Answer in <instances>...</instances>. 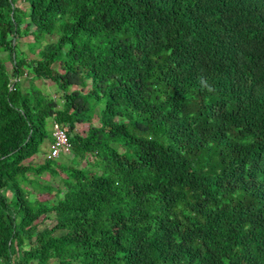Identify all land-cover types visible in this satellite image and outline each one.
<instances>
[{"label": "trees", "instance_id": "obj_1", "mask_svg": "<svg viewBox=\"0 0 264 264\" xmlns=\"http://www.w3.org/2000/svg\"><path fill=\"white\" fill-rule=\"evenodd\" d=\"M49 262L264 264V0H0V264Z\"/></svg>", "mask_w": 264, "mask_h": 264}, {"label": "rangeland", "instance_id": "obj_2", "mask_svg": "<svg viewBox=\"0 0 264 264\" xmlns=\"http://www.w3.org/2000/svg\"><path fill=\"white\" fill-rule=\"evenodd\" d=\"M18 6H20V5H18ZM54 39V37L52 38V37H50V38H48L47 37V40L48 41H50V40H53ZM31 40V38L30 37H24V38H22L21 39V41L19 42V52H21V53H25V54H27V55H30L31 53H30V51L28 50V46H27V42L28 41H30ZM3 55V54H2ZM56 64V63H55ZM24 82L23 81H21V84H23ZM37 83L41 86V88L42 89H44L45 91H47L50 95H52V96H55V85L52 83V82H49V81H47V80H40V81H37ZM24 85V84H23ZM93 123V125L94 126H96L97 124H96V121H93L92 122ZM76 130H77V132L78 133H80V134H84V132H85V130H86V124H82V125H78V126H76ZM45 141H43L42 142V144L44 143ZM41 144V146H40V149H39V151L37 152V155H39V153L42 151V150H44V149H46V145H42ZM72 159H73V157L71 156V155H69V154H67L66 156H62V158L60 159V160H62V161H65L66 162V164H69V162L70 161H72ZM40 160V159H39ZM36 161V162H33V164L35 163V164H39V163H41L42 161H43V158H41V160L40 161ZM63 176V174H60L59 175V177H62ZM42 180H45V181H47V182H49L52 186H59V188H60V190L61 191H63V185L61 184V182L58 180V177H56V178H51L50 176H48L47 174H43V176H42ZM10 195L9 194H7V197H9ZM53 196V193L51 192V193H43V194H41V195H38L37 196V198H39V199H46V198H49V197H52ZM36 196L34 195V194H31V196H30V198L32 199V198H35ZM48 225V226H51L53 223L51 222V221H45L44 222V225ZM42 225H39V227H41ZM49 264H54L53 262H49Z\"/></svg>", "mask_w": 264, "mask_h": 264}, {"label": "built area", "instance_id": "obj_3", "mask_svg": "<svg viewBox=\"0 0 264 264\" xmlns=\"http://www.w3.org/2000/svg\"><path fill=\"white\" fill-rule=\"evenodd\" d=\"M51 141L48 144V149L43 155V158L54 159L61 155H67L70 152V143L65 131L55 122L52 123Z\"/></svg>", "mask_w": 264, "mask_h": 264}, {"label": "crops", "instance_id": "obj_4", "mask_svg": "<svg viewBox=\"0 0 264 264\" xmlns=\"http://www.w3.org/2000/svg\"><path fill=\"white\" fill-rule=\"evenodd\" d=\"M49 142H50V140H45V142L42 144V145H46V149H44V150H42L40 153H39V155H37V153L36 154H34L32 157H31V163H33V162H36V161H38L39 159L41 160V158H43V155L46 153V151H47V149H48V144H49ZM39 160V161H40ZM43 160H44V158H43ZM43 162V161H42ZM35 164V163H34ZM40 164V163H39Z\"/></svg>", "mask_w": 264, "mask_h": 264}]
</instances>
